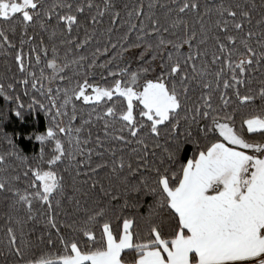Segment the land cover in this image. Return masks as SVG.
Returning a JSON list of instances; mask_svg holds the SVG:
<instances>
[{"label": "snow or ice", "instance_id": "snow-or-ice-1", "mask_svg": "<svg viewBox=\"0 0 264 264\" xmlns=\"http://www.w3.org/2000/svg\"><path fill=\"white\" fill-rule=\"evenodd\" d=\"M42 53L67 86L27 106L50 117L38 159L54 147L23 190L5 133L4 264H264V0H0V81L27 95ZM14 91L0 83L23 120Z\"/></svg>", "mask_w": 264, "mask_h": 264}, {"label": "trees", "instance_id": "trees-1", "mask_svg": "<svg viewBox=\"0 0 264 264\" xmlns=\"http://www.w3.org/2000/svg\"><path fill=\"white\" fill-rule=\"evenodd\" d=\"M49 2L51 3L52 0H49ZM201 2L210 3L211 0H201ZM45 40L46 42H48L46 35H45ZM48 44H49V53H48L47 59H51V42H48ZM64 51H65L64 47L61 46L60 47L61 57L63 56ZM47 59L42 53L40 63L36 64L34 61L32 67L29 68L30 72H34L38 82H37L36 89H33L31 87V82L29 83L27 87V95L24 94L25 93L24 86L18 83V80L21 79V77H19L18 74H17L15 81L13 80L0 81V83H3L5 85V87L8 82H13L15 84V91L12 92V95L13 96L19 95L20 102L24 105L25 116L23 120H20L19 118L15 116V112L12 111L15 105V101L7 102L4 100L3 96H0V152L12 150L11 146L7 143V138L5 137V133H7L9 138L14 139V141L17 143V147L20 148L24 152V155H27L29 157L28 164H23L21 161L15 158H11L8 161V165H9L8 172L10 174H19L21 176V180L17 181L15 183V186L22 190L27 186L28 180L32 179L31 171H30L31 168L40 166L42 168L47 169L48 167H50L49 165H47L46 161L52 155V149L54 147V143H47L44 146L45 157H44V162L42 163L37 157V153L40 150V141L35 139V135L37 133H43L46 130V126L49 123L50 117L46 116L45 111L41 110L38 106H34L32 110H28V107H27L29 104L32 103L33 97L35 98L37 102L43 103L46 109L48 108L50 104V100L48 98V91L46 90V87H45L46 81L48 79L42 78L40 75L41 70H43L45 77H50L52 75V69L47 66ZM11 62H12L11 56L5 58L3 55H0V75H3L5 73L6 63H11ZM11 75H12L11 73H8L9 77H11ZM62 75L67 77L71 75V73L68 71H65ZM78 79L81 83L83 82L82 77L73 76L72 83L75 84ZM261 80H264V75L256 74L254 77L252 86L258 89L260 86ZM106 81L107 82L97 80L96 82L99 83L101 87L110 86L111 84L110 78H106ZM41 85L43 86V91H44L43 95H41V92H40ZM65 86H67V82L61 81L58 79L53 90H55L57 87L63 88ZM53 95H56L55 92H53ZM57 99L58 100L62 99V97L58 96ZM112 102H115L118 106L121 101L118 100L115 96L113 97V101L111 102L107 101V98H105V100L101 102V106H103L104 103H107L108 106H111ZM124 103H126V101ZM88 111L89 109L87 108L84 109L85 115L87 114ZM236 124L239 127L240 125L239 117L237 118ZM245 133H246V127H245ZM61 138L63 139V136H61ZM66 146L67 145L65 142V147ZM25 171L29 172L28 180H25L23 177V173ZM7 195H10V194H7ZM145 199L150 200L151 197H146ZM7 203L8 201L4 199V196L0 195V240L5 239V229H6L5 221H6V213L8 211ZM34 207L37 212L43 210L40 208V205L38 203H34ZM18 214L20 216H23L24 215L23 209H20ZM32 227H33V224L30 222L27 226L26 231H29ZM36 227L39 228L41 226L36 225ZM31 236H32V233L29 231V238H31ZM53 239H55V237ZM0 248H2V245H0ZM41 248H44L48 252L59 253L62 251V248L58 243L55 244L54 246L42 245ZM37 254H39V252H37ZM4 262H5V257L0 256V264H4Z\"/></svg>", "mask_w": 264, "mask_h": 264}, {"label": "rangeland", "instance_id": "rangeland-1", "mask_svg": "<svg viewBox=\"0 0 264 264\" xmlns=\"http://www.w3.org/2000/svg\"><path fill=\"white\" fill-rule=\"evenodd\" d=\"M97 71H99V69H97ZM57 81H58V79H56V80L48 79V80L46 81V85H45L46 90L48 91L49 88L54 89V87H55ZM91 91H92L91 89L86 88V93H89V94H90Z\"/></svg>", "mask_w": 264, "mask_h": 264}]
</instances>
